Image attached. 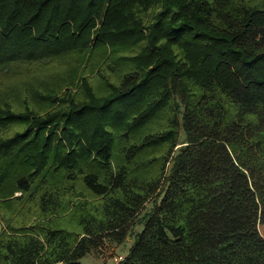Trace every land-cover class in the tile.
<instances>
[{
	"label": "trees",
	"instance_id": "obj_1",
	"mask_svg": "<svg viewBox=\"0 0 264 264\" xmlns=\"http://www.w3.org/2000/svg\"><path fill=\"white\" fill-rule=\"evenodd\" d=\"M138 217L115 264H264V0H0V264Z\"/></svg>",
	"mask_w": 264,
	"mask_h": 264
},
{
	"label": "rangeland",
	"instance_id": "obj_2",
	"mask_svg": "<svg viewBox=\"0 0 264 264\" xmlns=\"http://www.w3.org/2000/svg\"><path fill=\"white\" fill-rule=\"evenodd\" d=\"M182 138L183 135L180 133L179 140L181 141ZM150 205L151 203L147 202L143 210L140 212V215L144 211H147ZM140 228L141 223L138 217L131 225H129L128 231L130 232V235H126L121 243L104 240L99 247L92 249L86 256H84L81 259V262L83 264H115L119 260V256H123L127 252L128 247L132 242L133 234L138 232ZM258 230L264 237V223L258 225Z\"/></svg>",
	"mask_w": 264,
	"mask_h": 264
},
{
	"label": "built area",
	"instance_id": "obj_3",
	"mask_svg": "<svg viewBox=\"0 0 264 264\" xmlns=\"http://www.w3.org/2000/svg\"><path fill=\"white\" fill-rule=\"evenodd\" d=\"M122 257H123V256L120 255V256H119V259H122Z\"/></svg>",
	"mask_w": 264,
	"mask_h": 264
}]
</instances>
